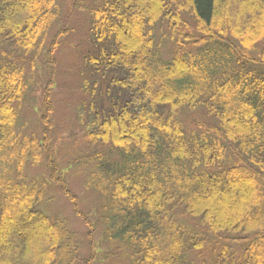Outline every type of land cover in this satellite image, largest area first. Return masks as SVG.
Here are the masks:
<instances>
[{"label": "trees", "instance_id": "trees-1", "mask_svg": "<svg viewBox=\"0 0 264 264\" xmlns=\"http://www.w3.org/2000/svg\"><path fill=\"white\" fill-rule=\"evenodd\" d=\"M76 1L92 96L70 169L86 171L92 216L48 149L54 66L39 135L21 130L36 63L49 66L75 29L62 26L57 0H0V264H264V0L66 3ZM43 162L49 178L36 184L27 171ZM49 181L86 243L38 209ZM238 187L245 197L231 205L226 191Z\"/></svg>", "mask_w": 264, "mask_h": 264}, {"label": "rangeland", "instance_id": "rangeland-1", "mask_svg": "<svg viewBox=\"0 0 264 264\" xmlns=\"http://www.w3.org/2000/svg\"><path fill=\"white\" fill-rule=\"evenodd\" d=\"M59 4V9L61 11V16L64 19L68 17L69 8L66 0H57ZM79 3L76 1L71 8V17L68 21H63V25L66 24V28L74 27L75 32L67 34L64 38L57 39V45H55L52 52V61L49 62L54 66L53 70V82L49 86V98L52 104V115H51V127H52V144L50 148L54 152L59 165V170L64 174V178L68 182L70 191L76 195L79 199V208L88 213V202L86 201V194H91V191L85 192L82 188L83 174H72L71 171L67 172L68 164L73 161L72 159L80 155V145L82 144L81 127L79 123V117L83 114L82 106H87L91 101L92 91H85L83 86L85 84L84 78L87 77L88 73L84 70L82 63L79 61V49L81 43L85 40L86 36V19L85 16L79 12L77 6ZM62 25V26H63ZM66 29V30H67ZM57 26H53L49 32L46 44L51 43L55 36ZM65 33H67L65 31ZM64 33V34H65ZM38 76L36 81L38 83V90L42 86L46 85L49 78V67L44 61L37 62ZM95 83V82H94ZM93 83V84H94ZM95 85H92L94 93L99 91H104L105 84L98 83L95 89ZM35 93L34 101H40V93ZM39 97V98H38ZM42 98V93H41ZM31 103L26 102L24 107L23 119L29 123V129L39 133L40 124H35V116L30 110ZM39 110V108H38ZM36 127V128H35ZM25 132V131H23ZM41 140V139H40ZM0 174H4L0 170ZM28 179H34L36 184H39L42 179L47 178V172L41 169V165L36 169H28L27 171ZM245 190L241 187L231 188L226 191V200L231 201V205L237 204L240 199L245 195ZM245 197V196H244ZM91 200V199H90ZM214 204L220 205L221 196L219 195L217 199L213 200ZM97 200L94 199V205ZM39 210L46 216L49 217L51 221H56L55 219H64L68 224L70 231H76L79 235L81 242L86 243L87 230L81 223L78 216L74 214L72 205L68 200L61 194L58 185H49L44 192V197L41 203L38 205ZM96 237V236H95ZM98 242V238H95V243ZM81 255L84 257L87 255V251L84 247L81 251ZM109 264V263H105ZM113 264V263H110Z\"/></svg>", "mask_w": 264, "mask_h": 264}]
</instances>
